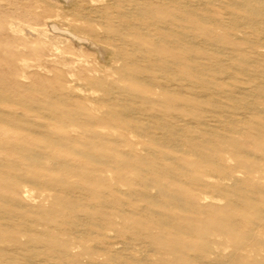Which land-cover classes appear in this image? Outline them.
<instances>
[{"label":"rangeland","instance_id":"obj_1","mask_svg":"<svg viewBox=\"0 0 264 264\" xmlns=\"http://www.w3.org/2000/svg\"><path fill=\"white\" fill-rule=\"evenodd\" d=\"M151 5L0 0V264H264V39L154 5L173 43L152 44L130 26Z\"/></svg>","mask_w":264,"mask_h":264},{"label":"bare ground","instance_id":"obj_2","mask_svg":"<svg viewBox=\"0 0 264 264\" xmlns=\"http://www.w3.org/2000/svg\"><path fill=\"white\" fill-rule=\"evenodd\" d=\"M65 1L70 3L73 0H65ZM95 1H102V0H95ZM147 1H149L150 4H154L157 6L161 5V6L168 7L169 5L173 9V11L171 12L174 15L176 14V16L179 17L180 20H183L186 22H196L198 25L204 28L235 30V27H240L244 29L245 32L247 31L248 34H255V35L261 36L264 39V0H144V2H147ZM154 5H151L152 7H149V9L146 8L149 10L150 16H153L154 18H149L150 16L149 17L145 16L146 18H143V17L141 18L140 16L139 17L137 16L138 18H135V20H140L139 22L141 23H142L141 20L143 19L147 20V22L148 20H150L151 22L150 21L148 23L144 22L143 24H140V25L138 23L135 24V22H131L130 26L136 25L137 28L139 29L145 28L146 30H149V28L153 27L154 33L147 31V35L152 40V44H154L157 41L160 44L169 45L170 43H173V41L170 40V38H168V35L170 34L172 28L165 26L167 24L166 21L164 22H162V20L159 21L160 19L158 15L160 13H164V10H160L157 7H154ZM207 5L218 6L221 8V10H224L225 16L228 17L229 19L227 20L228 23H224L225 19H223L224 21L222 20L218 21L216 19H213L211 17L212 14L210 13V9L206 7ZM69 32L73 34L72 36H76L77 39L85 40L87 43L93 45L94 48L96 47L98 52L99 51L103 53L107 52V48L104 45L97 43L87 33L78 32L72 29L69 30ZM180 44L183 45L184 43L180 42ZM261 48L264 51V44L261 45ZM209 51H212L214 54L218 53V50L214 51V49L209 50ZM171 60L170 58L160 57L158 58V60H155V61H158L161 65L167 68L171 69L172 67L171 72L173 74L175 73V68H177V64L172 63ZM180 66H183V65H180ZM192 74L203 85L204 88H207L206 90L214 91L216 93L223 92L221 89H219L220 87H218V86H221L220 84L221 80L220 81L219 79L215 81L211 79L209 80L207 79L206 74L202 70H199V69L198 70L193 69ZM247 105L251 106L254 109L253 111H256V112H260L262 109L260 107L259 108L256 107L254 104H253L254 107L250 103H248ZM164 129L165 130L162 131L163 133L161 135V138H157L156 141L154 142H157L158 144H161L162 146H165L168 149H174V150L177 149L179 151H182L185 154L196 155L197 157H199L206 163H209L212 165H215V163H217L216 157L212 158L210 156L203 154L199 150V148L193 149L195 147V144L194 146H191L189 139L185 138V136H182L179 130L169 129V128H164ZM199 142L203 143L204 140H200ZM224 179L225 181L228 180L227 178H224ZM135 193L136 192L132 190H129V192H127V194H135ZM203 199L207 200L208 198L203 197ZM219 200L221 201V199H218V200L216 199V201L220 202ZM171 203L173 202L171 201ZM171 203L168 202V204H171ZM256 233L257 235L259 234V232H256ZM126 243H129V242H126ZM228 248L230 249L231 247L228 246L227 248H224L223 251L226 252L227 251L226 249ZM124 252H126L127 256L131 254L129 249L122 251V254Z\"/></svg>","mask_w":264,"mask_h":264}]
</instances>
